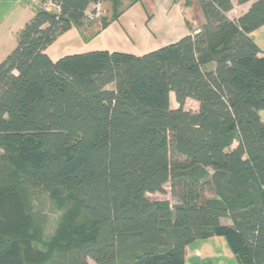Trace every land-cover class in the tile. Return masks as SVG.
<instances>
[{
  "label": "trees",
  "instance_id": "16d2710c",
  "mask_svg": "<svg viewBox=\"0 0 264 264\" xmlns=\"http://www.w3.org/2000/svg\"><path fill=\"white\" fill-rule=\"evenodd\" d=\"M104 1L119 0L37 7L0 63V185L10 175L13 194L48 193L90 225L44 264H186L189 245L215 236L239 264H264V53L251 37L264 0H237L251 7L236 20L231 0H199L198 33L140 56L52 60ZM167 184L177 205L147 198ZM18 206L11 215L44 225L31 197ZM0 264L43 263L1 238Z\"/></svg>",
  "mask_w": 264,
  "mask_h": 264
},
{
  "label": "rangeland",
  "instance_id": "374dc122",
  "mask_svg": "<svg viewBox=\"0 0 264 264\" xmlns=\"http://www.w3.org/2000/svg\"><path fill=\"white\" fill-rule=\"evenodd\" d=\"M165 2V0H119L116 2L104 1L97 5H91L86 13L84 27L81 29L73 28L72 32L59 37L50 47L48 53L50 55L57 53L59 58L92 51L140 56L145 50L143 44L147 43L148 39L153 41L154 38L157 39V37L162 36L155 33L154 29V23L158 21L159 16L157 17V15L159 11L162 10V16L165 17L170 8H174L175 6H177L179 12L189 22L192 19L194 21L196 19L195 23L199 24L197 19H201L203 16L199 0H180L178 2L179 5H176L173 1V5L172 3L166 4ZM0 3H2L0 4L1 25L3 23V11L7 14V8L11 7L14 9L16 3L12 0H2ZM19 3L22 7H27L29 12H33L37 7H45L54 12L58 10L54 4L50 3V0H41L36 4L37 6L28 5L26 0H20ZM16 15V12H14L10 20L4 22L5 28L0 27V45L1 42L5 44V46H0V52L13 44H9L10 41L14 42L16 46V36L14 34L3 36V32H8L6 26L10 25L11 20ZM159 27L163 29L162 25ZM156 48L149 45L146 48V53ZM109 88L112 89L113 86H109ZM171 107L173 109L178 108L174 94H171ZM185 110L191 113L198 112L197 102L188 100ZM261 116L264 120V112L261 113ZM236 146L237 143L235 142L232 148ZM1 155L2 152H0ZM7 178L8 181L0 185V239L9 238L18 242L25 251L29 262L43 264L49 262L56 253L66 248L67 243L72 237H75L83 230H89L90 225L81 221L75 211H68L54 206L48 193L42 191H28L25 193L24 191H17V194L16 192L13 194L15 188L12 181L13 177L8 175ZM24 196L32 198L35 212L41 214L45 219L44 225L40 226L31 221L27 217L28 213L26 210V219L11 215V212H14L17 208H22L18 206V202ZM147 198L151 201H168L171 206L178 204L171 196L169 184L165 185L163 193L148 194ZM222 222L223 225L231 224L228 219ZM220 239L223 242L222 244L215 243L212 245V242L207 243L212 245L209 246V251L223 253L222 260H217L218 258L208 260L205 256L202 259H195V263L238 264L225 239ZM201 241L199 240L197 243H202ZM194 244L187 247L188 252ZM189 257H192L191 251ZM189 257L187 264H195Z\"/></svg>",
  "mask_w": 264,
  "mask_h": 264
},
{
  "label": "crops",
  "instance_id": "0c3cea01",
  "mask_svg": "<svg viewBox=\"0 0 264 264\" xmlns=\"http://www.w3.org/2000/svg\"><path fill=\"white\" fill-rule=\"evenodd\" d=\"M12 1L14 3H16L15 7H14V9L11 7L7 8V10H6L7 14L5 11H3V13H4V16L2 17L3 23L0 25V27L5 28L4 22L6 20L9 21L13 15V13L16 12L17 15L13 18V20H11L10 25L6 26L8 28V32H3V36H10V35L14 34V36H16V43H17V34L32 19L33 12H29L27 7H22L21 5H19L20 0L19 1L18 0H12ZM165 1H166L165 2L166 4L172 3V1H173V3H175L176 5H179L178 2L180 0H165ZM231 1L233 3V10L228 13V17L231 20L238 19L243 14H245L251 7V3H246L244 5H238L237 0H231ZM173 3H172V5H173ZM0 4H2V3H0ZM161 11H159V14L157 15V17L158 16L159 17H158V21L154 23V29H155V33L160 34L162 36L157 37V39L154 38L153 41L148 39V42L143 44L144 49H145L143 52L144 54L146 53V48H148L149 45L153 46L154 48H156V47L159 48V47H162V46H165L168 44L175 43L176 41H178L179 39H181L184 36L193 35V34L198 33L200 30V27L205 22V19L203 16L201 17V19H197L199 24L195 23L196 19H195V21L192 19V21L189 22L188 19L179 12L177 6H175L174 8L171 7L169 12L165 15V17L162 16ZM161 25L163 26V29H162V27H159ZM72 30L70 32H72ZM70 32H68V33H70ZM251 37L258 44V46L261 48L262 52L264 53V27L253 32L251 34ZM11 43H13L12 44L13 46L11 45V46H9V48L0 52V63L3 60H5L6 57L14 50L15 43L10 41L9 44H11ZM0 46H5V44L3 42H1ZM49 49L47 50V53H48ZM156 49H153L151 51H154ZM140 50H142V49H140ZM151 51H149V52H151ZM142 54H140V55H142ZM49 56L54 61L59 59L57 53H55L54 55L49 54ZM260 115H261V113H260ZM220 238H223V237L215 236V237H211V238L206 239V240H202L201 241L202 243H197V241L194 242L195 244L193 245L192 249L190 250L192 257H189L190 251L188 252V249H187L186 264L188 262V257L193 263H195V261H194L195 259H202V258H205V256H206V259H208V260L213 259V258H218L217 260H222L223 253H220V252L215 253L214 251H209V248H210L209 246H212L215 243H221V244L223 243ZM207 242H212L211 243L212 245L210 243H209L210 244L209 245ZM226 244H227V242H226ZM232 254H233V252H232ZM233 256H234V259L237 261L234 254H233ZM237 263H238V261H237ZM195 264H201V263L196 262ZM207 264H212V263L208 262ZM213 264H215V263H213Z\"/></svg>",
  "mask_w": 264,
  "mask_h": 264
},
{
  "label": "built area",
  "instance_id": "2783aa9c",
  "mask_svg": "<svg viewBox=\"0 0 264 264\" xmlns=\"http://www.w3.org/2000/svg\"><path fill=\"white\" fill-rule=\"evenodd\" d=\"M39 1H41V0H26V2H28V5L31 4L33 6H37L36 4L39 3Z\"/></svg>",
  "mask_w": 264,
  "mask_h": 264
}]
</instances>
